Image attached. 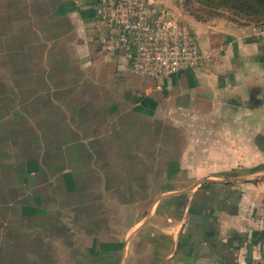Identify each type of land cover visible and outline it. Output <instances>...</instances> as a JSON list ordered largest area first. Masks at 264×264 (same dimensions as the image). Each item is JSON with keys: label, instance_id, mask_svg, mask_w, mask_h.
Here are the masks:
<instances>
[{"label": "crops", "instance_id": "obj_1", "mask_svg": "<svg viewBox=\"0 0 264 264\" xmlns=\"http://www.w3.org/2000/svg\"><path fill=\"white\" fill-rule=\"evenodd\" d=\"M92 2L0 0L4 219L64 248L36 264H264L262 29L187 18L211 58L152 79L101 52Z\"/></svg>", "mask_w": 264, "mask_h": 264}, {"label": "built area", "instance_id": "obj_2", "mask_svg": "<svg viewBox=\"0 0 264 264\" xmlns=\"http://www.w3.org/2000/svg\"><path fill=\"white\" fill-rule=\"evenodd\" d=\"M103 26L100 50L125 59L134 75L164 79L197 71L211 58L177 11L159 0H92ZM258 36L264 41V28Z\"/></svg>", "mask_w": 264, "mask_h": 264}, {"label": "rangeland", "instance_id": "obj_3", "mask_svg": "<svg viewBox=\"0 0 264 264\" xmlns=\"http://www.w3.org/2000/svg\"><path fill=\"white\" fill-rule=\"evenodd\" d=\"M159 1L172 6L177 11L178 15L186 26H188V24H186L185 20L187 18H192L200 23L223 21L234 24L238 27H249L255 28L256 30L264 28V20L256 23L252 20H249L245 16L236 15L224 10H218L217 12L219 14L217 16L208 17L207 13L204 12L205 8L200 6L195 0ZM206 10L208 9L206 8ZM196 15L199 17H196ZM96 42L99 44V40ZM1 61L2 59L0 57V62ZM0 109H2V106ZM15 149L17 148H14L12 153L19 152L15 151ZM0 154H2L1 150ZM7 182L8 181H4L0 176V264H36L35 260L37 258H41V255H45V253L39 252L41 246L36 244L37 237L35 238L34 235L30 238L25 237L23 231L12 229L11 226L13 223L9 222L8 224V221L4 219L3 211L5 210L3 208L7 207L8 202H11V204L14 203L15 205L19 203L17 185L14 184V187L10 190V186L7 184ZM14 193L16 196H13ZM60 249H56V247H52L48 244V249H45V256L51 258L52 256L61 257V255H65V250Z\"/></svg>", "mask_w": 264, "mask_h": 264}, {"label": "trees", "instance_id": "obj_4", "mask_svg": "<svg viewBox=\"0 0 264 264\" xmlns=\"http://www.w3.org/2000/svg\"><path fill=\"white\" fill-rule=\"evenodd\" d=\"M205 8L208 17L217 16L218 10L229 11L242 15L254 22L264 20V0H195ZM206 8L209 10H206ZM196 17H199L196 15ZM215 264H238L235 259L226 254H218Z\"/></svg>", "mask_w": 264, "mask_h": 264}]
</instances>
